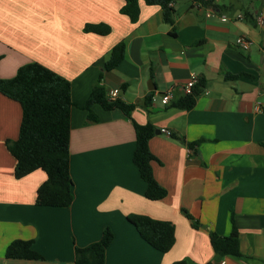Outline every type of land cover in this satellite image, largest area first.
Returning a JSON list of instances; mask_svg holds the SVG:
<instances>
[{"label":"crops","instance_id":"1","mask_svg":"<svg viewBox=\"0 0 264 264\" xmlns=\"http://www.w3.org/2000/svg\"><path fill=\"white\" fill-rule=\"evenodd\" d=\"M122 4L0 0V79L36 61L69 80L74 103L73 200L64 207L39 205L36 190L46 173L37 168L15 178V158L4 141L17 138L22 109L0 93V264H74V247L98 240L105 227L113 239L104 264H264V21H257L264 17V0H214L216 7L176 0L172 23L163 20L159 5L145 0H138V17L131 21L120 12ZM209 8L215 14L208 15ZM100 22L109 33L83 30ZM120 40L123 60L103 70ZM100 73L106 92L116 88L120 99L133 104L129 115L93 103L97 120H86L82 106ZM239 73L246 74L226 77ZM191 74L203 82L192 107L173 105L184 95L180 90L168 104L150 100L153 91ZM134 122L155 128L148 141L151 168L166 189L157 200L145 197L132 160ZM133 213L171 222V248L160 252L143 240L127 220ZM233 225L240 255L217 256L209 233L227 235ZM14 239L32 240L42 258L5 257Z\"/></svg>","mask_w":264,"mask_h":264},{"label":"trees","instance_id":"2","mask_svg":"<svg viewBox=\"0 0 264 264\" xmlns=\"http://www.w3.org/2000/svg\"><path fill=\"white\" fill-rule=\"evenodd\" d=\"M157 4L162 9V18L172 23V3L176 0H145ZM202 6L216 7L214 0H196ZM120 12L135 21L139 14L138 0H123ZM244 17L252 21V14L244 12ZM85 32L100 35L109 33L110 27L105 23H86ZM125 43L120 40L115 43L109 57L104 62L103 70L115 68L123 60ZM246 73L229 75L234 78ZM101 73L93 83L91 91L83 104L87 111L86 120H97L91 110L93 103H98L104 109H120L129 115L132 103H126L119 97L110 100L105 88L100 84ZM202 80H198L189 94L173 101V105L188 109L195 103L200 93ZM71 83L39 62L31 61L20 65L16 73L8 79H0V93L16 100L21 105L22 117L16 139H6L5 147L15 158L14 176L20 178L31 171L40 168L45 171L46 179L37 187L36 202L39 205L68 206L73 200V182L69 172V135L70 109L73 102L70 97ZM135 131V147L132 160L137 167L139 176L145 182V197L157 200L165 196L166 189L153 176L151 161L155 159L149 150L148 141L153 136L155 128L150 123H133ZM182 142L184 139L180 138ZM189 147L193 143H188ZM187 214V213H186ZM189 218H192L187 214ZM127 220L135 227L140 237L150 246L160 252L168 251L174 243V226L171 222L152 218L143 214H129ZM198 221L193 222L197 226ZM210 243L217 256H239L238 232L235 226L227 235L209 233ZM113 239V232L105 227L98 240L84 246L74 247V264H104L105 251ZM5 257L40 259L42 256L33 249L32 240L14 239L6 247ZM172 264H184L175 261Z\"/></svg>","mask_w":264,"mask_h":264},{"label":"built area","instance_id":"3","mask_svg":"<svg viewBox=\"0 0 264 264\" xmlns=\"http://www.w3.org/2000/svg\"><path fill=\"white\" fill-rule=\"evenodd\" d=\"M207 14L208 15L215 14L214 9L213 8H209ZM221 18L225 19V16L221 15ZM257 21L259 23H262L264 21V17L263 16H259L257 18ZM196 83H197L196 75L195 74H191L187 81H185V82L175 81L172 84H170L163 92L153 91L151 96H150V100L151 101H155L156 98L159 97L160 101L163 104H168V103L171 102V100H172V98L174 96V91L180 90V91H182V93L184 95L189 94ZM106 95H107V97L110 100H114V99L119 97V91L116 88L109 89L106 92ZM160 131L163 132L166 136H170L171 135V131L166 129V128H161ZM219 262L220 263H224V259L222 258Z\"/></svg>","mask_w":264,"mask_h":264},{"label":"water","instance_id":"4","mask_svg":"<svg viewBox=\"0 0 264 264\" xmlns=\"http://www.w3.org/2000/svg\"><path fill=\"white\" fill-rule=\"evenodd\" d=\"M153 88V87H152ZM156 132H158L157 130H156Z\"/></svg>","mask_w":264,"mask_h":264}]
</instances>
